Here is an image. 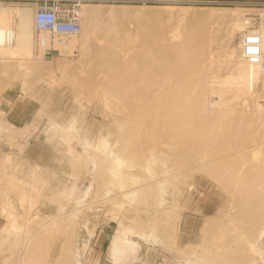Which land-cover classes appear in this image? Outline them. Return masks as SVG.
I'll list each match as a JSON object with an SVG mask.
<instances>
[{"label": "rangeland", "instance_id": "1", "mask_svg": "<svg viewBox=\"0 0 264 264\" xmlns=\"http://www.w3.org/2000/svg\"><path fill=\"white\" fill-rule=\"evenodd\" d=\"M151 1L145 5L138 2L131 4L126 0H92L84 3L103 10V16L98 20L97 26L92 27L84 19L83 31H88L89 42L93 46V51L89 55H83L81 52L67 53L69 55L54 52L51 58L37 59L35 57L37 33L34 30L32 57L27 58V54L19 51L10 56H0V252L6 249L5 252L11 254L10 262L7 264L18 263L20 245L29 238L32 232L30 230L45 222L50 223L51 219L56 223L70 214V211L76 212L81 209L83 211L79 212L77 218L75 217L76 220H72L64 233L55 235L54 241L58 240L62 245L69 242L70 254L77 252L84 264H112L109 262L112 241L120 225L134 231L145 230L149 239H152L150 241L147 237L148 240L144 241L135 238L134 235L128 236L141 244L140 261L135 264H252L254 256L251 257L249 253L243 252L240 235L247 233L255 242L260 231L264 229V190H262L264 176L260 175L264 174L262 167L264 166L262 164L264 163V113L257 107L258 104H263L260 102L263 100V93L246 98V102L234 101L231 103V109L225 110L222 117L220 112L209 103L206 105V115L210 114L211 117L202 116L191 107L188 110L184 106L183 108L187 109L180 110L185 114L187 110L189 112L187 115L182 114L186 116L184 121L187 126L194 128L197 123L195 128L200 129L199 134L206 135L204 138H207L205 143L203 142L204 146L208 147L207 150L203 149L201 158L200 154L198 155L199 160L195 156V149L190 151L189 155L192 159L188 161L189 164H198L200 159L204 158L202 153H206L203 155L206 160H211L242 150L241 153L246 156L245 160L238 158L236 162L235 158L233 166L228 167L225 165L232 162L221 165L219 163L217 164L219 171L221 170L219 173L211 171L209 167L192 172L189 176L178 179L177 183H168L170 186L166 184L164 194L158 192L159 196L162 195L164 198L162 205H158L157 201L160 200L158 195V198L152 197L146 204H137L127 198H118V205L114 202H106L107 199L104 200L108 189L112 191V197L119 190L117 186L106 185L109 174H101L102 162L109 164L110 160L107 161L106 157L110 152L115 150L114 153L118 154L119 149H125L127 144L124 145V140L127 139L125 136H128L127 129L121 122L124 121L125 114V110L122 109L124 105L120 104L121 97L115 99L116 95L111 92L112 81L116 76L110 57L115 46L111 43L116 42L117 52L125 54L127 59L123 65L125 67L122 66L118 75L126 68H134L135 70H132L134 73L132 79H134L140 70L138 64L140 56H154L157 50L176 47L182 44L185 38L187 39L194 26H197L195 13H206L211 9L220 11L240 9L239 11L248 12L251 11L250 5H242V3L264 2V0ZM10 2L4 3L7 6L28 7L34 13L31 3L20 1L16 4L18 2L13 1L11 4ZM236 3L241 5L236 6ZM112 8L113 16L110 14ZM9 21L11 26L14 21ZM213 30L199 34V37L211 40L212 45L215 44L217 52L214 67L208 72L202 67L206 65V58L210 52L207 53L206 50L196 70L188 68L190 72L188 74L191 76H188L189 80H185L188 91L179 96L181 105L186 104L188 94L190 95V92L192 93L197 87V93H200L202 100H204L203 95H207L208 101L210 99L217 101L218 98L212 96L210 91L203 87V78L207 73L220 79L236 73L235 65L228 63V55L236 51L237 60H240L239 40L242 32L230 39L225 31L227 23L213 25ZM174 34L179 38L172 41ZM51 37L54 36L51 35L49 38ZM75 40L81 42L83 37L80 34ZM100 50L104 53L103 59L95 56ZM28 66L29 70H26ZM197 80L201 82L198 83ZM228 80L219 81L228 84ZM198 120L201 123H198ZM218 123L224 134L223 139L218 126V130L214 127ZM121 125L123 129H120ZM213 127L216 130L212 133ZM237 133L241 135L237 137ZM215 135L218 138H215ZM246 136H249L248 139H245ZM252 139H255L254 142ZM212 140L217 142L213 143ZM104 141L108 144L106 150L102 146L106 143ZM230 142L234 144L232 148ZM259 143L262 145L255 146ZM174 145L173 147L177 148ZM169 148L162 147V150L171 153ZM255 148L259 150L256 151ZM156 149L155 154L160 148ZM248 149H254L255 153H260V150L262 152L257 154L259 158L253 159V150ZM226 150L228 153L225 152ZM119 154L126 155L123 150ZM157 155L159 159L151 162L154 167H149L156 172L152 176L162 178V175L171 172L164 174L170 168L172 172L175 171L171 167L172 159H169L166 165L164 163L166 160L161 162L160 155ZM103 158L105 161L102 160ZM174 159L178 160L175 157ZM240 162L244 166L242 163L240 165ZM160 163L162 165L164 163V167L167 166L169 170L161 172L164 167H161ZM124 164L129 165V163ZM145 164L147 165V158L142 159L141 167L136 165L137 169L135 167H130L132 170L126 169V165H122V171L118 170V173L128 175L127 173L132 171L130 174L134 177H141L140 181L135 178L139 181H135L137 183L130 182V179L126 181L123 177L124 183L130 185L129 187L139 185L141 181L146 183L153 179L148 177L150 176V172H147L148 168L142 169ZM257 164H259L258 170L262 171L259 175H254L251 170ZM158 172L160 175L157 174ZM88 187L92 189H89L88 195L83 198V193ZM80 200L81 203H78ZM63 207L65 210L61 211ZM257 216L262 217L261 221L256 223L253 218ZM221 230L225 232L220 238ZM21 237L24 239L23 242ZM16 238H18L17 243L14 242L9 252L8 245L5 244L4 248L2 242L9 243ZM238 240L241 242L239 243ZM250 258L251 262L248 260Z\"/></svg>", "mask_w": 264, "mask_h": 264}, {"label": "bare ground", "instance_id": "2", "mask_svg": "<svg viewBox=\"0 0 264 264\" xmlns=\"http://www.w3.org/2000/svg\"><path fill=\"white\" fill-rule=\"evenodd\" d=\"M17 1H15V2H17ZM4 2L7 3L8 1L0 0V56H2V57L10 56L14 53H18V51H19V52H24L25 54H27L26 57L30 58V57H32V46L34 45V42H35L34 37H33L34 30L37 33V30L35 28V21H34V15L36 12L35 3L34 2H28V3H31L33 5V8H34V13H33V10L31 8L24 7V6L23 7H17L18 5L16 7H13L11 5L7 6L6 3H4ZM10 3L12 4V2H10ZM214 3H218V2H214ZM251 3H254V2H251ZM245 4H247V2L242 3V5H245ZM235 5L238 6L241 4L236 3ZM248 5H250L249 8H251L250 9L251 11H248V12L239 11L240 9L239 10L238 9L232 10V11H225V10L220 11V10H216V9H211L209 12H206V13H202V12L201 13L199 12V14L195 13V14H197L196 15L197 26H194L195 28L188 35L187 39L185 38V41L182 44H179L178 46L176 45V47L161 48V49L157 50L156 55H154V56H150V57L140 56L139 63H138V64H140L139 65L140 70L138 71V73H136L137 77L134 79H132L133 78L132 77V73H133L132 70H135L134 68H131V69L126 68L125 71H123V73L118 75V73L122 69V66L125 65V63L127 62V59H126L125 54H121V53L117 52L118 50L116 47V42L111 43L112 45L115 46V49H113L110 53V57L112 59L113 72L116 74L114 80L112 81L111 92L116 95L117 98H115V99H119L121 97L120 104L124 105V106L122 105L123 106L122 109L125 110L124 121H121V122H123V125L125 126L124 128L127 129L126 133L128 132V136H125V139L127 138L126 140H124L122 138L124 140V145L127 144L126 145L127 147L125 149L122 148L123 152H125L126 155L121 156L119 153L122 150H120V149H119L118 154L114 153L115 150L111 149V151L112 150L113 151L110 152L109 156L108 157L104 156V158L106 157L107 161H109V160L111 161V164L109 161L110 166L107 167V165H109V164H104V162L101 161L102 162V165L100 168L101 174L108 173L109 176L111 177V178H109V176H108L109 180H107L106 185L107 186L110 185L112 187L117 186L118 190H119L114 195V197H112L113 196V195H111L112 191H110V189H108L106 191L107 196L104 197V200L107 199V200H105L106 202H114L115 204L118 205V203H117L118 198H127V199H130L131 201H133L137 204H146V203H148V201L152 197L158 198V196H159L158 192L159 191L161 192L160 194H162V193L164 194V191H165L164 186L166 187V184L169 185L168 183L173 184L178 179H181L183 177L185 178V177L189 176V174L192 172L204 170V169H207L209 167H210L209 169L211 171H213V172L217 171V173H219V172H221V170L219 171V169H218L219 165H221L223 163H227V162H229V163L232 162L231 164H228V165L226 164L225 166H227V167L233 166V161H234L233 159L236 158L235 161L237 162L238 158L241 160V159H244L246 157L245 155H243V153H241L243 150L241 152L236 151L235 153H228L226 150L225 152H227L228 154H224V155L217 157V155H219V153H215V154H217L216 155L217 158H215V159L213 158L211 160H206L207 158H205V156H203L204 154L206 155V153H204V154L202 153V157H204V158L200 159V162L198 164H195V165L189 164L188 161H190L192 159V156L189 155L190 151L195 149L194 150V151H196L195 156H196L197 160H199L198 158L201 156V152L204 151L203 149L206 148L204 146L203 142L206 141L205 139H207V138H204L206 135L202 136L201 134H199L200 129H198L197 127L195 128V126L198 125L197 123L194 126V128L187 126V124L184 121L185 120L184 118L186 116L184 117V115H182V114H185V112H182V111L185 107H187L188 110H190V107H191L194 110L198 111L199 112L198 114L205 116L206 115V105L209 103L211 107H214L215 110L220 112V116L222 117V115L225 114V110L231 109V103H233L234 101H238V100L245 101V99L248 97H254L257 94L263 93V100L260 101L263 104H258L257 107L260 111H262L264 113V109H261L264 107V10L253 9L254 4H248ZM248 5H246V6H248ZM111 10L112 11H110V14H111V16H113L114 10H113V8ZM185 10L186 9H184L183 11L185 12ZM81 14H82V25L84 23V19H86L89 22V24L93 27V26H97L98 20L101 19V17L103 16V10H101L99 7H93L92 5L82 4ZM171 14H173V13H171ZM252 15H253V17L255 15L259 16V18H258L259 21H255L254 19H251V18H253ZM9 20L14 21V23L11 26H10ZM224 23H227V30H225V31H227V34L230 37V39L234 38L237 35V33L242 32L241 38L239 40V48H240V52H241V53L239 52L240 60H237L236 51H232L228 55V57H229L228 63L235 65L236 73H232V75L225 77V78L221 77L224 79V81H226V79H229L228 84L221 83L223 81L220 82L219 80H223V79L217 78V76L216 77L209 76V75H207L208 73L206 74L205 78H203V80H202L204 82L203 87L208 89L212 96L213 95L216 96V98H218L217 101H215L214 99H210L208 101L209 96H207V95H203L204 100H202V96L200 97V93H197L198 87L197 88L195 87L196 90H193V91L191 90L192 93L190 92V95L188 94V96H187L188 98H186L187 101L186 100H185L186 102L184 101L186 104L181 105L179 96H180V94H182V93L184 94L186 91H188V84L185 82V80H189V77L191 76L190 74H188V73H190V72H188V68L191 67V68L196 70L198 62L205 55L206 50H207V53L209 51L210 52L206 58V63H205L206 65L204 66L203 65L204 63L202 64L203 69H205V71H207V72L211 71L214 67L215 62H216L215 59H216V52L217 51H216L215 44L212 45V43H211L212 41L206 40L204 37L200 38L199 34L201 35V34H204L205 32H208V31H214L213 25L224 24ZM207 24H209V25L207 26ZM192 27H191V29H192ZM95 29H94V31H95ZM249 32L251 33V35H257L260 37L261 60H260L259 64H252L251 62H249L246 59V57L244 55V45L242 44V41L244 39V36ZM80 34L83 37V40L81 42H77V40H75V38L80 36ZM80 34H78V36H74L71 38H65V37H61V36L55 34V35H53L54 36L53 38L52 37L49 38L51 35H42V34L37 33L36 42H35V48H36L35 57L38 59V56L43 55L44 50H46L47 48L53 50V52L65 53V55L67 53L74 54L75 52H81L83 55L91 54L93 51L92 50L93 46L89 42L90 35H89L88 31L87 32L83 31V27H82V31ZM178 38H179V36L175 35V36H172L171 40L175 41L176 39L178 40ZM169 44H171V43H169ZM224 53H226V52H224ZM67 55H69V54H67ZM95 56L103 59L104 53L100 50V51L95 53ZM45 59H48V58H45ZM137 61H138V59H137ZM123 67H125V66H123ZM139 67H138V69H139ZM18 70H19V68H18ZM26 70H29V66ZM205 71L202 70L203 73ZM202 74H200L201 77H202ZM200 82L201 81H198V83H200ZM196 86H198V84ZM244 104H246V103H244ZM186 109H184V110H186ZM180 110H182V111H180ZM188 110L186 111L185 115H187ZM258 113H259V111H258ZM180 114L182 116H180ZM206 116L211 117L210 114L206 115ZM225 118H227V117H225ZM219 120H221V119L219 118ZM258 120H260V117ZM258 120H257V123H258ZM202 121H204V120H202ZM213 121H212V123H214ZM189 122H190V120H189ZM199 122L200 121L198 120V123ZM205 122H206V120H205ZM216 122H218V121H216ZM231 122H230V124H232ZM212 123H210V126ZM220 124H222V123H220ZM230 124L228 126H230ZM123 125H121L120 129H123L122 128ZM241 125H242V123H241ZM207 126H209V125L207 124ZM217 126H218L219 130H218ZM238 126L239 125H237V127ZM214 127H216V129L219 131V133L221 132L220 134L222 135V139H223L224 134L222 133V129L220 128L221 126L219 127V123L215 124ZM214 127H213V131L211 130L212 133L216 130ZM206 128H209V127H206ZM259 128H260V126H259ZM126 129H124V130H126ZM206 130L209 131L208 129H206ZM228 130H227V132H228ZM230 130H232V129H230ZM211 131H210V133H211ZM239 131H241V129ZM126 133H124V135ZM203 134H204V131H203ZM211 134H209V135H211ZM214 134H216V133H214ZM229 135H231V134H229ZM238 135H241V134L237 133L236 136L238 137ZM216 136L217 135H215V138H218ZM247 137H249V136H246L245 139H248ZM118 138H120V137H118ZM215 138H212V139H215ZM219 140H221L220 136H219ZM254 140H253V142H254ZM125 141H126V143H125ZM234 141L235 140H233V142ZM104 142H106V141H104ZM214 142H217V141L214 140L213 143ZM222 142H223V140H222ZM231 142H230V144H231ZM234 143H236V141ZM261 143L256 144L255 146H261L263 144V143L262 144ZM117 144L119 145V143H117ZM174 144L177 146V148L173 147ZM87 145H89V144H87ZM232 145H234V144L232 143L230 145V147ZM102 146L106 150L107 149L106 147H108L107 142L104 143ZM170 146H171V148H169ZM157 147L160 148V150H158L157 153L155 154ZM162 147L163 148H165V147L169 148L171 150V153H169V152L165 153L164 150H162ZM207 148H206V150H207ZM236 148H238V147H236ZM257 148H255V150ZM230 149H228V151ZM246 150H247V148H246ZM252 150H253V153H252L253 159H257V157L259 156V155L257 156V154H260L262 152V150H260L261 151L260 153H255V150L254 149H252ZM252 150H249V151H252ZM258 150H256V151H258ZM216 151L219 152L218 150H216ZM230 151H232V150H230ZM105 152L106 151H104V154H105ZM207 152L209 153V151H207ZM146 154H148V155H146ZM157 154L160 155L161 162H163L164 160L167 161V162L164 161L165 164L168 163L169 159H172L173 166L171 164V167H173L174 168L173 170H175V171L172 172L171 168L169 170V168L167 166L164 167L165 166L164 163H163V165L160 163L162 165L161 167H164L161 169L162 170L161 172H164L165 170H169V171L164 172V174L169 173L170 171L171 172L169 174H165V176L162 175V178L158 176V175H160L159 172L157 173L158 178H155L154 176H152L156 172H155V170L150 169V168H152L150 166H153V165H151V162H153V160L159 159L158 158L159 156ZM198 155H199V157H198ZM124 156H126L127 159ZM174 157L178 158V160H175ZM104 158L102 159L103 161H105ZM143 158H147V165L145 164V167L143 166L142 169L146 170L148 168L147 172H150V176H151V177L150 176H148V177L153 179V180H150L149 182H146V183H142V181H141V184L136 185L135 183L139 182L141 180L139 178H141V177H139V178H138V176L134 177L133 174H130V173H132V171L131 172L129 171L130 173H127L128 175H125L123 173H122L123 174L122 175V174H120L121 172L118 173V170L122 171V169H121L122 165H126V169H129L130 167L136 168V165H138V167L139 166L141 167V161ZM125 159L128 162H126ZM194 162H195V160H194ZM124 163H129V165L124 164ZM241 163L242 162H240V165H241ZM95 164H97V161H95ZM217 164H219V165H217ZM246 164H247V162H246ZM262 164H264V163H262ZM111 165H113V166H111ZM166 165H168V164H166ZM242 165L244 166L243 163H242ZM258 165L259 164L256 165L257 167L253 166L254 169L251 170V172L254 173V175H257V174L259 175L262 171V170L261 171L258 170ZM127 166H128V168H127ZM262 167H264V166H262ZM165 168H167V169H165ZM130 170H132V169L130 168ZM116 172L119 175H121L122 177H120ZM263 172H264V170H263ZM110 173H112V174H110ZM148 174L149 173H147V175ZM228 174H229V172H228ZM112 175H114V177ZM260 175L264 176L263 173ZM126 176H128V177H126ZM238 176H240V174ZM122 178L126 181H127V179L128 180L130 179V182L131 181H133V182L137 181L134 183L136 186L133 185V186L129 187L130 185H126ZM135 178H138L139 181ZM256 178H257V176H256ZM234 184L235 183H233V185ZM261 186H262V184H261ZM257 188H258V186H257ZM73 189H76V188L73 187ZM89 189H92V187H88L86 189V191L83 193V196H82L83 198H85L88 195ZM234 189H235V187H234ZM258 189H260V188H258ZM262 190H264V189H262ZM238 191H239V189H238ZM161 196H159L160 200L158 199L159 201H157L158 205H162V203L164 202V198L162 196V199H161ZM81 201L82 200H80L78 203H81ZM63 210H65L64 207H63V209H61V211H63ZM82 211H83L82 209L77 210L76 212L73 210V212L70 211V214H68V215L64 214L65 217L56 223L53 221V219H51L50 223L45 222L39 226H36L33 229L31 228L32 230H30V232L31 231L32 232H31V235L29 236V238L24 240L23 237H21L22 242H23V240H24V242L21 243L20 251H18L19 258H18L17 264H84L81 261V259L79 258V255L77 252L76 253L74 252L73 254L71 253L72 254V256H71L70 252L68 251L69 250L68 247L70 246V248H71V244H69V242L62 245V242H59L58 240L54 241L55 235L64 233L68 229L69 224L72 222V220L75 219V217L80 214L79 212H82ZM60 216H62V215L60 214ZM261 217L257 216L256 218H253V221H255L256 223L260 222ZM120 224H122V223H120ZM13 226H15V225L13 224ZM120 226L121 227L118 229V232L112 241L111 254H110L111 257H110L109 262L112 264H135L136 262L140 261L139 260V258H140L139 252L141 249V244H140V242H136V241L132 240L128 236L134 235L135 238L140 239V240L144 239V241L147 239V237H148V239L150 237L147 235V233H145L146 232L145 230L144 231H137V230L134 231V229L132 230L130 228H125V226H123V225H120ZM224 232H225L224 230H221V233H219L220 238L223 237ZM152 233H153V231H152ZM250 233L252 234V232H250ZM241 235H240V237H241V241L243 244V252H245L246 254L249 253L251 255V257H252V255L254 256V259H252L253 262H251V258L248 259V260H250L249 262H251L252 264H264V229H262L260 231V234L258 235L255 242H253V239L251 238V236L249 234L243 233V235L242 236ZM151 236H153V235H151ZM18 238H16V240H14V239L11 240L9 243H6V241H3L2 243H4V248H5V244L8 245L7 248L9 251V248H12L11 246H13L15 244L14 242L17 243ZM57 239H58V237H57ZM238 241H239V243L241 242L240 240H238ZM238 241H237V243H238ZM64 242H65V240H64ZM2 246H3V244H2ZM5 251H7V250L2 249V251L0 252V264H7L8 262H10L9 258L11 257V254H9ZM73 251L74 250H72V252Z\"/></svg>", "mask_w": 264, "mask_h": 264}, {"label": "built area", "instance_id": "3", "mask_svg": "<svg viewBox=\"0 0 264 264\" xmlns=\"http://www.w3.org/2000/svg\"><path fill=\"white\" fill-rule=\"evenodd\" d=\"M17 1V0H4ZM21 1V0H18ZM25 2H34L36 12L34 15L35 28L37 33L42 35H59L65 38L78 36L82 31V4L92 0H22ZM129 3L147 4L151 0H126ZM253 7L256 10H264V2L254 1ZM253 17V15H252ZM259 16L251 19L258 20ZM260 37L247 33L244 36L242 44L244 45V55L252 64H259L261 60ZM53 50H44L43 55L38 59L42 60L53 56Z\"/></svg>", "mask_w": 264, "mask_h": 264}, {"label": "crops", "instance_id": "4", "mask_svg": "<svg viewBox=\"0 0 264 264\" xmlns=\"http://www.w3.org/2000/svg\"><path fill=\"white\" fill-rule=\"evenodd\" d=\"M18 3H16V4H19L20 3V1H17ZM13 3V2H12ZM21 3H27V2H25V1H22L21 0ZM29 4V3H28Z\"/></svg>", "mask_w": 264, "mask_h": 264}]
</instances>
